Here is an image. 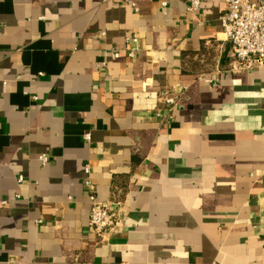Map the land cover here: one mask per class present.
Wrapping results in <instances>:
<instances>
[{
	"label": "crops",
	"instance_id": "crops-1",
	"mask_svg": "<svg viewBox=\"0 0 264 264\" xmlns=\"http://www.w3.org/2000/svg\"><path fill=\"white\" fill-rule=\"evenodd\" d=\"M190 4L0 0V264H264V67L231 70L226 0ZM86 165L122 199L103 237Z\"/></svg>",
	"mask_w": 264,
	"mask_h": 264
},
{
	"label": "built area",
	"instance_id": "built-area-1",
	"mask_svg": "<svg viewBox=\"0 0 264 264\" xmlns=\"http://www.w3.org/2000/svg\"><path fill=\"white\" fill-rule=\"evenodd\" d=\"M200 7V0H191L189 9L197 11ZM220 21L227 40L232 45L233 58L230 63L232 71H248L264 67V0L256 2L252 0H226V8L220 17ZM104 33H102L103 35ZM139 48V39L131 36L126 39V46L122 49H111L110 58L115 60L123 55L134 58ZM107 62H103L106 67ZM186 86L177 89H165L160 92L170 106L178 101ZM87 140L91 139L90 133L85 135ZM43 165L49 163L50 158L47 154L40 156ZM87 178L85 186L89 193L90 218L88 226L98 236L107 232L117 231L121 225V218L114 205L121 206L122 199L116 198L110 201L99 200L96 194V186L91 178V166H85Z\"/></svg>",
	"mask_w": 264,
	"mask_h": 264
}]
</instances>
